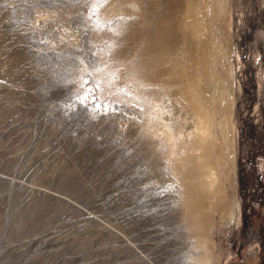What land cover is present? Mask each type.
<instances>
[{
  "label": "rangeland",
  "instance_id": "obj_1",
  "mask_svg": "<svg viewBox=\"0 0 264 264\" xmlns=\"http://www.w3.org/2000/svg\"><path fill=\"white\" fill-rule=\"evenodd\" d=\"M125 1L0 0V264H197L196 237L202 264H264V0H230V32L218 30L234 68L223 170L236 186L223 178L239 216L214 213L209 234L192 227L136 89L184 0ZM77 57L102 71L89 77Z\"/></svg>",
  "mask_w": 264,
  "mask_h": 264
},
{
  "label": "bare ground",
  "instance_id": "obj_2",
  "mask_svg": "<svg viewBox=\"0 0 264 264\" xmlns=\"http://www.w3.org/2000/svg\"><path fill=\"white\" fill-rule=\"evenodd\" d=\"M131 1L130 8L136 12L138 3ZM143 1L150 3L151 0ZM127 2L124 4L128 5ZM112 3L107 1V8L102 13L106 20L112 15L108 9ZM230 8V0H184L183 7L175 10L176 29L169 30L168 22L161 28L163 42L145 57L147 65L138 68L135 75L138 78V97L145 94L147 98L144 103L145 109L148 108L145 112L147 121L143 129L152 138L160 139L162 150L167 153L166 159L173 168L171 170L181 179L183 191L178 193L182 202L187 201V209L194 221L192 227L196 230L203 226L208 234L214 224V213L219 212L221 219L229 223L238 215L235 202L229 204L223 178L230 180L228 182L233 187L235 183L228 176L230 173L223 170L232 164L228 158L234 153L231 146L234 123L230 117L234 103L230 79H233L234 68L230 58V40L225 36L231 28L228 20ZM223 27L225 34L223 29V33L218 31ZM145 69L150 76L153 73L152 79L144 76ZM150 86L152 89H148ZM232 168L234 170V166ZM196 238L199 239L198 247L206 253L205 261L210 252H206L204 239ZM200 259L193 258L195 263L202 264L203 257Z\"/></svg>",
  "mask_w": 264,
  "mask_h": 264
},
{
  "label": "snow or ice",
  "instance_id": "obj_3",
  "mask_svg": "<svg viewBox=\"0 0 264 264\" xmlns=\"http://www.w3.org/2000/svg\"><path fill=\"white\" fill-rule=\"evenodd\" d=\"M98 2H99V0H97V3ZM95 13H96V4L94 3L93 7L91 8V11H90L89 15L85 18V23L86 24L92 22V18L95 15ZM94 27L98 29L100 26H99V24H94ZM95 56H96V53L93 52V57H95ZM77 59L80 61V64L83 65V67L81 68V72L84 73V74H87L89 77L92 76L93 72L102 71V69L98 65V62L95 59H92V60H90L88 62V63H90L92 65L91 70H89L88 65L81 58L77 57ZM84 83L86 84V83H88V81L85 80ZM95 88H97V89L100 88V83L99 82L96 83ZM85 91L87 93H89V94H92L94 92V89L89 88V89H86ZM87 98L88 97L86 95L80 100L82 105L84 104V101L87 100ZM117 103H119V101H117Z\"/></svg>",
  "mask_w": 264,
  "mask_h": 264
}]
</instances>
